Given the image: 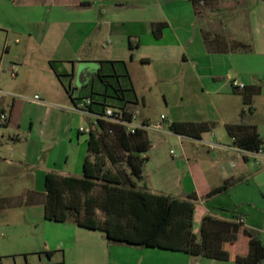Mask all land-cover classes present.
I'll list each match as a JSON object with an SVG mask.
<instances>
[{"label": "crops", "instance_id": "obj_1", "mask_svg": "<svg viewBox=\"0 0 264 264\" xmlns=\"http://www.w3.org/2000/svg\"><path fill=\"white\" fill-rule=\"evenodd\" d=\"M216 2L220 25L198 20L189 0H0V90L7 93L0 111L8 114L0 127V264L17 257L30 264V255L42 264L47 254L52 264H123L125 250L135 253L131 264H237L111 242L101 231L44 218L46 174L82 176L89 137L79 129L94 118L75 107L90 96L96 110L122 107L150 123L164 116L160 131L147 132L138 186L190 200L194 235L207 215L242 220L264 246V144L259 153L241 152L226 131L254 129L264 142V0ZM207 29L248 49L208 53ZM233 80L260 87L249 106ZM171 123L207 130L192 139L170 132ZM227 181L234 184L208 196Z\"/></svg>", "mask_w": 264, "mask_h": 264}, {"label": "trees", "instance_id": "obj_2", "mask_svg": "<svg viewBox=\"0 0 264 264\" xmlns=\"http://www.w3.org/2000/svg\"><path fill=\"white\" fill-rule=\"evenodd\" d=\"M198 20L210 24H221L223 10L216 0H189ZM163 24H156L154 29ZM203 43L208 53L225 54L248 47L227 41L220 33L202 30ZM255 86L244 89L243 104L249 106L253 94L259 92ZM86 109L101 114L105 107L121 110L125 120H130L134 111L122 107L100 104L93 108L92 97ZM82 101V100H81ZM233 126L226 131L232 145L244 152L261 150L262 140L252 129L235 133ZM169 131L175 135L198 139L207 130L202 124L171 123ZM87 156L82 165L80 178H62L46 174L44 178V218L53 222L70 221L77 226L103 232L111 242L125 243L170 251H180L191 256L206 257L237 264H257L264 260V246L256 234L243 227L242 222L230 223L211 216L203 217L197 235L192 233L193 203L190 200L149 193L143 185L142 164L147 159L143 154L150 148L147 132L136 129L127 133L122 125L98 120L97 127L88 133ZM114 138L115 145L123 152L117 157L108 147L105 138ZM123 163L115 172L106 167ZM99 184V193H94ZM234 181L211 190L208 196L225 192ZM189 199H194L190 195ZM239 239L244 240L240 243ZM47 257L50 258L49 254Z\"/></svg>", "mask_w": 264, "mask_h": 264}, {"label": "built area", "instance_id": "obj_3", "mask_svg": "<svg viewBox=\"0 0 264 264\" xmlns=\"http://www.w3.org/2000/svg\"><path fill=\"white\" fill-rule=\"evenodd\" d=\"M231 85L239 91L244 90V85L237 83L234 80L231 81ZM6 95H7V93L0 90V100ZM11 96L15 97V95H11ZM31 100L33 102H37L38 96L34 95ZM88 105H90V99L87 97V98L82 99L79 106L75 107V109L82 114L89 115V116H92L94 118V120L90 124V129H94L95 127H97V121L102 119L104 121H109L112 123L122 125L125 128V131L127 133H130V134H133L136 129H142V130H145L146 132L160 131L162 129L160 122H163L165 119L164 116H160V119H159L160 122H152V123L143 122V121H140L138 119L139 118L138 113L134 112L131 115L130 120H125L121 110L113 109L110 107H105L101 114H94V113L89 112L86 109V106H88ZM7 118H8L7 112L0 111V127H2L6 123ZM90 129L85 131V129L80 128L79 131L89 133ZM235 149H237V148H235ZM239 151H241V150H239ZM259 152L260 151H258L257 153H259ZM238 222L240 223V222H242V220H239Z\"/></svg>", "mask_w": 264, "mask_h": 264}, {"label": "rangeland", "instance_id": "obj_4", "mask_svg": "<svg viewBox=\"0 0 264 264\" xmlns=\"http://www.w3.org/2000/svg\"><path fill=\"white\" fill-rule=\"evenodd\" d=\"M217 7H218V5H217ZM213 27L210 26V28H213ZM156 114L157 115L159 114L158 111H157ZM105 141H106L108 147L111 149V151L114 153L115 156L122 157L124 155L123 152L115 145L114 138H112V137H106L105 138ZM173 143H175V142H173ZM173 143L171 142V144L168 146V150H172V154L176 151V148L173 145ZM104 159H105V162H106V167L108 169H110L111 171H113V172H115L116 170H118V169H120L121 167L124 166L123 163H117L116 165H111L106 160L105 157H104ZM97 185L98 186L95 188L94 193H99V184H97ZM262 204H264V201H262ZM23 236L24 237L21 238L23 242H25V241H27L29 239H32L30 237V235L29 236L23 235ZM26 238H28V239H26ZM0 257H1V260L3 261L4 258H2L3 256L1 254V252H0ZM135 258H136L135 257V253L134 252H131L130 253V251H127V250H125V252H122V254H118V259H122L123 260V264H131V263H133L135 261ZM21 259L22 258L17 257L16 258V263L17 264H22L23 260H21ZM41 259H42V264H46V259L43 258L42 256H41ZM37 262H38V256L30 255L28 257V263H30V264H37ZM3 264H9V260L5 259L4 262H3Z\"/></svg>", "mask_w": 264, "mask_h": 264}, {"label": "water", "instance_id": "obj_5", "mask_svg": "<svg viewBox=\"0 0 264 264\" xmlns=\"http://www.w3.org/2000/svg\"><path fill=\"white\" fill-rule=\"evenodd\" d=\"M88 66H89V65L86 64V63L80 64L79 69H78V76H79V77H82V76H83V70H84L86 67H88ZM46 264H52V263L50 262L49 258L46 259Z\"/></svg>", "mask_w": 264, "mask_h": 264}]
</instances>
